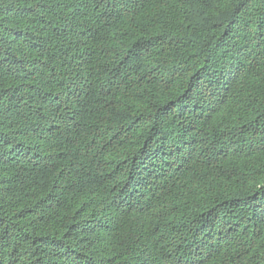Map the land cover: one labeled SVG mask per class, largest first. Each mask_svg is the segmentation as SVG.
Masks as SVG:
<instances>
[{
	"label": "trees",
	"instance_id": "1",
	"mask_svg": "<svg viewBox=\"0 0 264 264\" xmlns=\"http://www.w3.org/2000/svg\"><path fill=\"white\" fill-rule=\"evenodd\" d=\"M0 264H264V0H0Z\"/></svg>",
	"mask_w": 264,
	"mask_h": 264
}]
</instances>
